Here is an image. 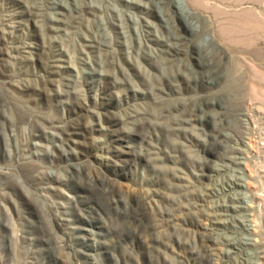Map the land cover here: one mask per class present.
Listing matches in <instances>:
<instances>
[{"label": "rangeland", "instance_id": "374dc122", "mask_svg": "<svg viewBox=\"0 0 264 264\" xmlns=\"http://www.w3.org/2000/svg\"><path fill=\"white\" fill-rule=\"evenodd\" d=\"M174 1L0 0V171L7 172L0 178V264H258L255 255L264 253V33L251 50L236 51L234 67L226 55L231 48L214 39L203 45L210 38L206 17H190ZM254 2L248 6L264 9V0ZM203 76L214 83L202 84ZM246 99L254 102L249 129L232 114ZM190 110L199 121L174 124ZM238 130L253 149L237 159L241 169L229 160L222 167V155L235 145L227 137ZM64 138L70 139L65 154ZM197 163L207 176L196 175ZM240 176L255 196L244 197L252 206L236 217L252 213L255 232L252 223L245 230L229 215L203 214L227 194L248 195L243 187L226 189ZM143 195L148 219L151 208L163 206L185 218L157 228L164 243L155 249L133 224L108 215L112 198L122 196L129 212L127 202ZM92 202L106 220L103 227L91 224L93 234ZM196 214L199 223H188ZM201 238L215 242L205 248ZM226 238L250 243L227 248L220 242Z\"/></svg>", "mask_w": 264, "mask_h": 264}, {"label": "bare ground", "instance_id": "6f19581e", "mask_svg": "<svg viewBox=\"0 0 264 264\" xmlns=\"http://www.w3.org/2000/svg\"><path fill=\"white\" fill-rule=\"evenodd\" d=\"M170 1V0H169ZM50 2V1H49ZM210 3V4H209ZM255 3L254 0H208V2H205L203 0H175L174 1V7L176 5V7L178 6V8H186L185 14L192 17L194 15H196L197 13H200L201 15L205 16L208 22V28H209V34H210V38L209 39H202L203 45L206 46L209 43V40L214 39L216 40L219 44L224 45L226 47L231 48L230 51L228 52V58L230 59V61H232V63H234V67L235 65H238V57H236V51H242V52H247L249 51V49L251 48V46L253 45L254 42H256L259 38L258 34L259 33H264V9L263 10H253L252 8H250L248 5L249 4H253ZM52 4V3H51ZM61 4V3H60ZM128 4V3H127ZM195 5V6H193ZM59 6V4H58ZM171 6V5H170ZM180 6V7H179ZM57 7V6H56ZM126 7V6H125ZM87 9H89L87 7ZM77 10V9H76ZM176 10V9H175ZM54 11V10H53ZM55 12V11H54ZM89 13V12H88ZM80 14V13H79ZM78 15V14H77ZM178 17V16H177ZM162 19L164 21H166V19L162 16ZM188 25H192V23L188 24ZM184 27V25H183ZM182 28V27H181ZM188 28V27H187ZM190 28V27H189ZM191 34V33H190ZM262 35V34H261ZM144 36V35H143ZM207 36V35H206ZM205 36V37H206ZM207 38V37H206ZM263 39V38H262ZM145 40V39H144ZM158 40V39H157ZM173 39V43H174ZM260 40V38H259ZM152 41V40H151ZM156 41V40H154ZM162 41V40H161ZM180 41V40H178ZM92 42V41H91ZM94 42V41H93ZM177 42V41H176ZM259 42V41H258ZM264 42V41H263ZM89 43V42H88ZM100 43V42H99ZM175 44V43H174ZM214 44V43H213ZM178 44H176V46L174 45L173 47L176 49H179L177 47ZM264 45V44H263ZM103 46V45H102ZM145 47V45H144ZM96 48V47H95ZM173 48V49H174ZM181 49V48H180ZM255 49V48H254ZM167 50V49H166ZM251 50V49H250ZM253 50V49H252ZM171 52V51H170ZM181 52V51H180ZM183 52V51H182ZM252 52V51H251ZM254 52V51H253ZM198 53V52H197ZM250 54V53H249ZM255 54V53H254ZM257 54V53H256ZM219 56L221 58H223L225 56V54H223V52H219ZM253 56V55H252ZM256 56V55H255ZM108 58V57H107ZM247 58V57H246ZM242 59H244L242 57ZM249 59V58H248ZM251 59V58H250ZM111 61V60H110ZM109 61V62H110ZM113 61V60H112ZM245 62V60H243ZM251 61V60H250ZM84 62V61H83ZM106 62V61H105ZM198 62V61H197ZM226 62V61H225ZM86 63V62H85ZM248 63V62H247ZM240 64V62H239ZM196 65V64H195ZM250 65V64H249ZM107 66V65H106ZM114 66V65H113ZM257 66V65H256ZM250 67V66H249ZM252 67V66H251ZM249 70H253L254 68H251ZM217 68V67H216ZM231 68V67H230ZM237 69V68H236ZM235 70V69H233ZM232 71V70H231ZM253 71L251 72V74H253ZM205 72V71H204ZM214 72V71H213ZM250 72V71H249ZM257 72V71H256ZM254 71V74H258ZM220 74V73H219ZM250 75V74H249ZM218 76V75H217ZM227 76V75H226ZM245 76V75H244ZM247 76V75H246ZM245 76V77H246ZM251 76V75H250ZM255 76V75H254ZM258 76V75H257ZM204 77V76H203ZM230 78V76H228ZM233 79L237 78L236 75H232ZM214 78V77H213ZM166 79V78H164ZM212 79V78H211ZM209 79L208 77H204L202 78L201 82L202 84H208V83H214L213 80ZM244 79V78H243ZM199 80V79H198ZM226 80V79H225ZM258 81L257 79H254ZM260 80V78H259ZM172 81V80H171ZM221 81V80H220ZM252 81V80H251ZM156 82V81H155ZM166 82V81H164ZM238 82V81H237ZM232 83V82H231ZM155 85V84H154ZM195 85V83H194ZM199 85V84H198ZM225 85V84H224ZM228 85V83H227ZM244 85V84H243ZM210 86V85H209ZM153 87V86H152ZM171 87V86H170ZM229 87V86H228ZM243 87V86H242ZM211 88V87H210ZM251 88V87H250ZM197 89V88H196ZM217 89V88H216ZM220 89V88H219ZM253 89V88H252ZM251 89V90H252ZM240 90V89H239ZM238 90V91H239ZM245 90V89H244ZM236 91V90H235ZM160 92V91H159ZM225 92V91H224ZM251 92V91H250ZM249 92V93H250ZM255 92V91H254ZM259 92V90H258ZM260 93V92H259ZM258 93L257 96H260V94ZM152 94V93H151ZM253 94V91L252 93ZM255 94V93H254ZM153 95V94H152ZM250 95V94H249ZM158 97V96H157ZM227 97V96H226ZM253 96H251L252 99ZM257 99V98H256ZM197 100V99H196ZM247 100V99H246ZM243 100L241 101V103L239 104V107L235 109L234 113H232L233 111H231V113L233 115H235L236 118H238L239 120H241L243 123V128L245 129H249L250 126L254 123L253 120V114H252V107H251V103L253 101H249V100ZM213 102V101H212ZM238 102V101H237ZM195 103V102H193ZM205 103V102H204ZM254 103V102H253ZM185 105V104H184ZM194 105V104H193ZM167 108V107H166ZM256 109V108H255ZM258 109V108H257ZM176 111L180 112V107L175 108ZM229 110V109H228ZM254 110V109H253ZM219 111V110H218ZM225 111V110H224ZM175 112V111H174ZM255 112H257L255 110ZM164 113V112H163ZM184 113V112H183ZM213 113V112H212ZM146 114V113H145ZM214 114V113H213ZM255 114V113H254ZM137 115V114H136ZM164 115V114H162ZM186 118H178L174 121V124H191L193 122L199 121V118H197L195 116L194 111L190 110L188 111V113L184 114ZM257 115V114H256ZM255 115V116H256ZM148 116H152V115H148ZM232 116V115H231ZM181 117V116H180ZM258 117V116H257ZM133 118V117H132ZM152 118V117H151ZM213 119V118H212ZM169 120V119H168ZM171 120V119H170ZM219 120V119H218ZM212 121V120H211ZM224 121V120H223ZM231 121V120H230ZM257 121V119H256ZM235 122V121H234ZM259 122V121H258ZM260 123V122H259ZM263 123V122H262ZM198 124V123H197ZM209 124V123H208ZM222 124V123H221ZM232 125V124H231ZM237 125V124H236ZM254 125V124H253ZM165 126V125H164ZM228 127V126H227ZM253 127V126H252ZM181 128V127H180ZM185 128V127H184ZM242 128V127H240ZM255 128V127H253ZM257 128V127H256ZM10 131L8 132V134L10 135V137L12 138L14 136V133H12L11 131H13V128H9ZM186 129V128H185ZM227 129V128H226ZM225 130V129H224ZM236 130V129H235ZM252 130V129H251ZM254 130V129H253ZM184 131V130H183ZM241 130H238V134H236L235 137H227L229 139V141H233V143L235 145L230 146L228 152L226 153V155H222L221 157V161L224 162V160H229L230 162L239 165L241 162H239L237 159L241 158L240 156L242 154H245V152H248V148L247 147H251L252 143H251V139L249 136H246L244 134V132H240ZM256 131V130H255ZM263 131V130H262ZM172 132H177L176 130H173ZM182 132V131H181ZM214 132V131H213ZM234 132V131H233ZM215 133V132H214ZM213 133V134H214ZM226 133V132H225ZM260 133V132H259ZM262 133V132H261ZM181 134V133H178ZM185 134V133H184ZM224 134V132H223ZM234 134V133H233ZM254 134V133H253ZM257 134V133H256ZM211 135V134H210ZM222 135V134H221ZM225 136V135H224ZM260 136V134H259ZM182 137V136H181ZM257 137V136H256ZM211 138V137H210ZM254 138V137H253ZM262 138V135H261ZM69 138H64V143L67 149H65L64 147L60 146L61 149H63V153L65 154L66 152H68V149L70 148L69 143L67 142ZM212 139V138H211ZM70 140V139H69ZM145 140V139H144ZM255 140V138H254ZM210 141V140H209ZM262 142V141H260ZM210 143V142H209ZM167 144V143H166ZM165 144V145H166ZM169 144V143H168ZM256 144V143H254ZM170 145V144H169ZM260 145V143H259ZM180 146V145H178ZM155 147V146H154ZM167 147V146H166ZM171 148V146H169ZM260 147V146H259ZM164 148V147H163ZM262 148V145H261ZM259 148V149H261ZM251 149H253V147H251ZM256 149V148H255ZM225 150V149H224ZM164 151V149H163ZM171 151V150H170ZM180 151V150H178ZM158 153H161V150L158 149L157 151ZM175 152V151H173ZM253 152V151H252ZM166 153V152H165ZM163 154V153H162ZM252 154V153H251ZM248 155V154H246ZM257 155V154H256ZM254 156V155H253ZM252 157V156H251ZM255 157V156H254ZM259 157V155H258ZM189 158V157H188ZM249 158V157H248ZM163 160V159H162ZM254 161V160H253ZM159 162V161H158ZM191 162V161H190ZM216 163V161H214ZM219 162V161H218ZM217 162V163H218ZM261 162V161H260ZM180 163V162H178ZM196 163V162H195ZM200 163V162H199ZM247 163V162H246ZM254 163V162H253ZM198 164V163H197ZM227 163H222V167H226L227 168ZM245 166V165H244ZM199 169V172L196 173V175L198 176H207L208 174L205 173V168L204 166L201 165H197L196 166ZM239 169H241V165L237 166ZM248 168V167H247ZM78 169V168H77ZM213 169H217V168H213ZM211 170V168L209 169ZM219 171V170H218ZM231 171V170H230ZM235 171V170H234ZM249 171V170H248ZM40 172V171H39ZM212 172V171H211ZM209 172V173H211ZM228 172V171H227ZM240 172V171H239ZM170 173V172H169ZM213 173V172H212ZM237 173V172H236ZM250 173V172H249ZM252 173V172H251ZM159 174V173H158ZM161 174V173H160ZM7 175V172L4 170L0 171V178L4 177ZM51 175V174H50ZM195 175V176H196ZM241 175V174H240ZM249 175V174H248ZM236 176V175H235ZM263 177V175H262ZM169 178L172 179H179V176H177L176 174H172L171 176H169ZM227 178V177H226ZM225 178V180H226ZM230 178V176H229ZM242 178L244 177H236L234 179L231 178V181L228 183V187L227 188H232V187H243L244 189H246L248 191L249 189V181L247 182L246 180H243ZM155 180V179H154ZM153 180V181H154ZM213 180V179H212ZM224 180V179H223ZM259 180V179H258ZM157 180H155L154 182H156ZM161 181V180H160ZM227 181V180H226ZM252 181V180H251ZM262 181V178H261ZM4 182V181H3ZM170 182V181H169ZM183 182V181H182ZM1 183V182H0ZM94 183V182H93ZM171 183V182H170ZM223 183V182H222ZM172 184V183H171ZM259 184V183H258ZM160 185V184H159ZM219 185V184H218ZM223 185V184H222ZM252 185V184H251ZM262 185V184H261ZM2 186V185H1ZM253 186V185H252ZM251 186V187H252ZM162 187V186H161ZM159 187V188H161ZM174 187V186H173ZM178 187V186H177ZM261 187V186H260ZM167 188V187H166ZM162 189V188H161ZM218 189V188H217ZM220 189V188H219ZM251 189V188H250ZM255 189V188H254ZM199 190V189H198ZM208 190V189H207ZM241 190V189H240ZM167 191V190H166ZM189 191V190H188ZM262 191V190H261ZM264 191V190H263ZM185 192V191H184ZM201 192V191H200ZM219 192V191H218ZM243 192V190H242ZM246 192V191H245ZM159 193V192H158ZM197 193V192H195ZM202 193V192H201ZM211 193V192H210ZM225 193V191H224ZM239 193V192H238ZM209 194V193H208ZM220 194V193H219ZM242 194V193H241ZM248 195H238V196H234V195H230L227 194L226 195V200L225 202H218L212 206L209 207L208 212H204L203 214L207 215V217L211 216L215 219H219L220 216L222 215H229L231 217V221L232 222H236L238 223V225H241L245 230H249V225L252 223L253 227L251 228L252 230H256V225L258 223V221L256 222L252 217L253 214H250V219L249 218H242V219H238L236 217V215L242 213H247V208L248 206H252V204L250 205V203L247 206V202L244 200V197H247L249 199V201H252L253 196H255V193L253 194V192H249L247 193ZM260 194V193H258ZM200 194L198 193L197 196H199ZM222 195V194H221ZM225 195V194H223ZM261 195V194H260ZM264 195V194H263ZM173 196V195H172ZM175 196V195H174ZM177 196V195H176ZM180 196V195H178ZM183 196V195H182ZM195 196V194H194ZM195 197V198H196ZM260 197V196H259ZM141 198L143 199V201L141 202ZM140 198V200H136V201H129L127 202L128 206H129V212L125 211L123 204H124V198L122 196H118L115 198H112L110 201V205L113 206V210L110 211L108 213L109 217L111 219H114L115 221L118 222H128L130 224H133L136 228L135 230L139 231L142 236V238L147 242L148 246L152 249H155L158 247L159 243H164V241L156 234V230L158 227H164V226H173L175 224H177L178 222H185V218L184 217H180L176 214L175 209L174 208H170L171 210H165V208L163 207H154L151 208V213H152V219H148L145 216V208L149 209L148 207V202H147V195H143ZM171 198V197H170ZM173 198V197H172ZM219 198V197H218ZM224 198V197H223ZM221 198V199H223ZM257 198V197H256ZM255 198V199H256ZM262 198V197H261ZM193 199V198H192ZM220 199V200H221ZM259 199V198H258ZM263 199V198H262ZM198 200V199H197ZM167 201V200H166ZM205 201V200H204ZM172 202V201H171ZM193 202V201H192ZM150 203V201H149ZM174 203V202H173ZM253 203V202H252ZM100 204V203H99ZM191 204V203H189ZM201 204V203H200ZM177 206V205H176ZM209 206V205H208ZM87 207L93 209L94 211H96L97 216H95L94 219H88L89 224V231L93 234L94 231L92 229L91 224H97L95 225L96 227H103L104 224L106 222V220L104 219L103 214H105L101 207L97 204H94L93 202L90 203L89 205H87ZM196 207V206H195ZM124 208V209H123ZM197 208V207H196ZM128 209V207H127ZM92 210V211H93ZM150 210V209H149ZM185 210V209H184ZM90 211V210H88ZM197 211V210H196ZM194 212V211H193ZM86 213V212H85ZM191 213V212H190ZM187 214V213H186ZM244 217V216H243ZM86 218V217H85ZM198 215L196 214L195 217H192L188 223L190 224H195V223H199L198 221ZM206 220V219H205ZM211 220V219H208ZM202 222V221H201ZM224 222V221H223ZM203 223V222H202ZM251 225V226H252ZM256 226V227H255ZM258 228V227H257ZM240 229V228H239ZM127 233V232H126ZM210 234V233H209ZM127 237H131L130 235H133V231H128L127 234H125ZM203 235V234H202ZM256 235V234H255ZM207 236V235H206ZM235 236V235H234ZM203 237V236H202ZM210 237V236H208ZM239 237V236H238ZM250 237V236H249ZM199 238V237H198ZM241 237H239L240 239ZM191 239V238H190ZM237 239V238H236ZM244 239V238H243ZM250 239V238H249ZM253 239V238H252ZM199 240V239H198ZM207 240L209 241V239H205V238H201L199 240V243L201 246H204L205 248H208V246L210 245V243H214L215 241L213 239L210 238V243L208 244ZM244 241V242H243ZM240 241V243H235L234 241L230 240L229 238L223 239L222 241H220L222 243V245L226 246L227 248H235V246H237L236 244H248L250 242H248V240H243ZM254 241H257L254 239ZM99 242V241H98ZM183 243V241H181ZM198 242V241H197ZM185 244V243H184ZM254 244V243H252ZM187 245V244H186ZM193 245V243H192ZM213 245V244H212ZM217 245V243L215 244ZM211 247V245H210ZM209 247V248H210ZM191 248V247H190ZM198 249V248H196ZM263 249V248H262ZM210 250H208V253ZM191 252L196 253L193 249L191 250ZM192 253V254H193ZM264 254V253H263ZM262 254L261 250H259V252L257 253V255H255V257L258 256V258L260 259L258 261V264H264L263 258L264 255ZM197 256V253H196ZM198 256H202L201 254H198ZM245 258V257H244ZM243 259V258H242ZM185 260V259H184ZM180 261V260H178ZM248 262V261H247ZM151 264H158V261L153 260L151 262ZM174 264H177L176 262H174ZM235 264V263H234ZM241 264V263H240ZM247 264V263H246Z\"/></svg>", "mask_w": 264, "mask_h": 264}]
</instances>
